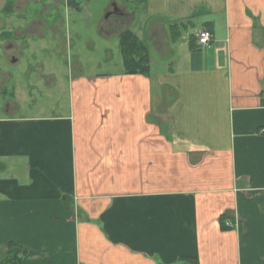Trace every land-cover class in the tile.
Instances as JSON below:
<instances>
[{"label": "crops", "instance_id": "0c3cea01", "mask_svg": "<svg viewBox=\"0 0 264 264\" xmlns=\"http://www.w3.org/2000/svg\"><path fill=\"white\" fill-rule=\"evenodd\" d=\"M125 3L148 76L120 55V71L71 77L53 112L17 115L12 95L0 116V257L19 243L20 264H264V0ZM30 22L37 48L52 34Z\"/></svg>", "mask_w": 264, "mask_h": 264}, {"label": "rangeland", "instance_id": "374dc122", "mask_svg": "<svg viewBox=\"0 0 264 264\" xmlns=\"http://www.w3.org/2000/svg\"><path fill=\"white\" fill-rule=\"evenodd\" d=\"M30 1L0 0V17L4 13L14 22L13 31L0 29V116L7 104L12 106L16 101L19 104L17 115L51 113L55 104H66L67 81L80 71L90 75L121 70L117 37L129 28L131 17L123 0H91L88 4L84 0L79 5L75 0H40L48 9L36 10L32 9ZM111 1L115 2L119 13L108 17L111 7L106 12L103 8ZM35 17L46 21V26H41L42 33L53 35L37 42V48L35 42L25 39L31 32L29 23ZM61 21L68 23V28L64 25L67 33L65 27H60ZM9 45L13 48L8 49Z\"/></svg>", "mask_w": 264, "mask_h": 264}, {"label": "trees", "instance_id": "16d2710c", "mask_svg": "<svg viewBox=\"0 0 264 264\" xmlns=\"http://www.w3.org/2000/svg\"><path fill=\"white\" fill-rule=\"evenodd\" d=\"M129 1L130 0H123ZM76 5H79L76 3ZM174 27L170 32H172ZM118 48L121 55V60L124 67V74L129 75H149V54L140 39L133 34L129 29H125L122 33H119L117 37ZM195 41L192 40L190 44L194 46ZM192 50H195L192 47ZM6 252L0 257V264H20L21 263V253L25 246L19 243H8L5 245Z\"/></svg>", "mask_w": 264, "mask_h": 264}, {"label": "built area", "instance_id": "2783aa9c", "mask_svg": "<svg viewBox=\"0 0 264 264\" xmlns=\"http://www.w3.org/2000/svg\"><path fill=\"white\" fill-rule=\"evenodd\" d=\"M212 40V34L211 32L207 30H200L199 33L197 34V43L201 47H207Z\"/></svg>", "mask_w": 264, "mask_h": 264}, {"label": "water", "instance_id": "95a60500", "mask_svg": "<svg viewBox=\"0 0 264 264\" xmlns=\"http://www.w3.org/2000/svg\"><path fill=\"white\" fill-rule=\"evenodd\" d=\"M112 9H113V13H117L119 11L115 5H113ZM107 15H109V13Z\"/></svg>", "mask_w": 264, "mask_h": 264}]
</instances>
